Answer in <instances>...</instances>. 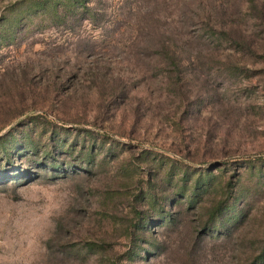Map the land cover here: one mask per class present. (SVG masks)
Listing matches in <instances>:
<instances>
[{
  "label": "rangeland",
  "instance_id": "obj_1",
  "mask_svg": "<svg viewBox=\"0 0 264 264\" xmlns=\"http://www.w3.org/2000/svg\"><path fill=\"white\" fill-rule=\"evenodd\" d=\"M0 264H264V0H0Z\"/></svg>",
  "mask_w": 264,
  "mask_h": 264
},
{
  "label": "trees",
  "instance_id": "obj_2",
  "mask_svg": "<svg viewBox=\"0 0 264 264\" xmlns=\"http://www.w3.org/2000/svg\"><path fill=\"white\" fill-rule=\"evenodd\" d=\"M192 200H191V202H195L196 201V197L199 195V191H198V188L197 189H194V190H192ZM171 202H173V200L176 202V200H175V198L174 197H172L171 198Z\"/></svg>",
  "mask_w": 264,
  "mask_h": 264
}]
</instances>
